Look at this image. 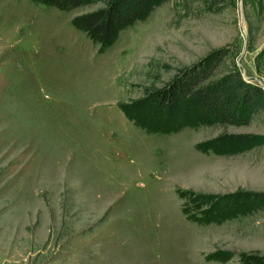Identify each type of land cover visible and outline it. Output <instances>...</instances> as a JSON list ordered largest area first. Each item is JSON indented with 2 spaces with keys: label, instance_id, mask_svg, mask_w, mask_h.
Returning <instances> with one entry per match:
<instances>
[{
  "label": "rangeland",
  "instance_id": "rangeland-1",
  "mask_svg": "<svg viewBox=\"0 0 264 264\" xmlns=\"http://www.w3.org/2000/svg\"><path fill=\"white\" fill-rule=\"evenodd\" d=\"M100 5L0 0V264L263 255L264 194L198 222L181 191H264V143L233 154L195 147L222 131L264 133V111L248 125L159 132L123 108L215 48L227 51L216 74L235 66L264 84V0H164L104 44L71 23ZM215 249L229 256L205 257Z\"/></svg>",
  "mask_w": 264,
  "mask_h": 264
},
{
  "label": "trees",
  "instance_id": "trees-1",
  "mask_svg": "<svg viewBox=\"0 0 264 264\" xmlns=\"http://www.w3.org/2000/svg\"><path fill=\"white\" fill-rule=\"evenodd\" d=\"M60 9H69L93 0H38ZM164 0H100L102 5L73 16L71 23L102 44L112 40L117 30L143 19ZM218 11L222 8L216 4ZM227 51L215 48L188 65L176 68L161 85L148 89L145 95L123 108L125 114L148 131L170 132L184 126L248 125L264 111V87L245 79L231 66L216 74ZM254 143H264V133L222 131L198 141L196 149L233 154ZM192 205L184 203L185 216L198 222H218L236 210L240 198L255 200L264 191H202L182 189ZM260 196V197H259ZM198 207L196 209L195 207ZM229 249H215L205 257L225 259ZM242 252L239 257L242 258ZM264 254L247 259L246 264H262Z\"/></svg>",
  "mask_w": 264,
  "mask_h": 264
},
{
  "label": "water",
  "instance_id": "water-1",
  "mask_svg": "<svg viewBox=\"0 0 264 264\" xmlns=\"http://www.w3.org/2000/svg\"><path fill=\"white\" fill-rule=\"evenodd\" d=\"M245 79H247L244 75H242ZM248 80H250V79H248ZM257 83H259L260 85H262L263 87H264V84L263 83H261V82H259V81H257Z\"/></svg>",
  "mask_w": 264,
  "mask_h": 264
}]
</instances>
